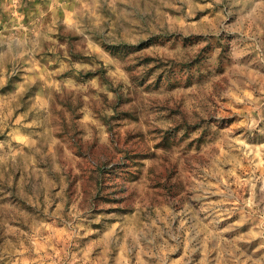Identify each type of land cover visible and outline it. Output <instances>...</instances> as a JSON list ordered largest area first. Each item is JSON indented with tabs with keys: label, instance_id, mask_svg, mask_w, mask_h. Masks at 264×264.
Returning <instances> with one entry per match:
<instances>
[{
	"label": "rangeland",
	"instance_id": "1",
	"mask_svg": "<svg viewBox=\"0 0 264 264\" xmlns=\"http://www.w3.org/2000/svg\"><path fill=\"white\" fill-rule=\"evenodd\" d=\"M0 264H264V0H0Z\"/></svg>",
	"mask_w": 264,
	"mask_h": 264
}]
</instances>
